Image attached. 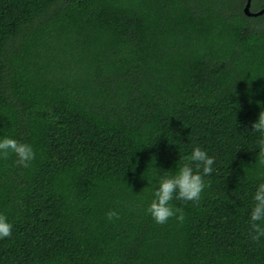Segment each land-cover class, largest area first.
I'll use <instances>...</instances> for the list:
<instances>
[{"label":"trees","instance_id":"trees-1","mask_svg":"<svg viewBox=\"0 0 264 264\" xmlns=\"http://www.w3.org/2000/svg\"><path fill=\"white\" fill-rule=\"evenodd\" d=\"M246 1L0 0V139L35 152L0 157V264H264V12ZM197 146L215 159L199 202L156 223L157 180Z\"/></svg>","mask_w":264,"mask_h":264},{"label":"clouds","instance_id":"clouds-1","mask_svg":"<svg viewBox=\"0 0 264 264\" xmlns=\"http://www.w3.org/2000/svg\"><path fill=\"white\" fill-rule=\"evenodd\" d=\"M261 106L258 119L252 122V131L259 132L261 138L257 140L259 152L256 160L260 165H264V102L257 101ZM10 153L17 157V164L28 167L29 163L35 158V152L28 143L19 142L16 139L5 137L0 139V157L7 159ZM185 162L173 175L165 174L157 180V187L153 192L147 211L158 224H165L175 216L180 222L184 220V212L181 208H173L170 202L176 200L199 202L201 193L206 187L204 177L213 171L212 165L215 159L202 150L199 146L194 147L191 154L183 157ZM194 165V167H193ZM150 183V181H149ZM253 200L255 204L250 213V237L253 241H259L264 236V182L259 183ZM107 218H119V213L109 211ZM12 225L8 222L4 214H0V239L12 235Z\"/></svg>","mask_w":264,"mask_h":264},{"label":"water","instance_id":"water-1","mask_svg":"<svg viewBox=\"0 0 264 264\" xmlns=\"http://www.w3.org/2000/svg\"><path fill=\"white\" fill-rule=\"evenodd\" d=\"M250 1H251V0H247L245 6H244V8H243V11H244V13H245L246 15H260V14H262V13L264 12V7H263V8H261L260 10H258L257 12L252 13V12L250 11Z\"/></svg>","mask_w":264,"mask_h":264}]
</instances>
